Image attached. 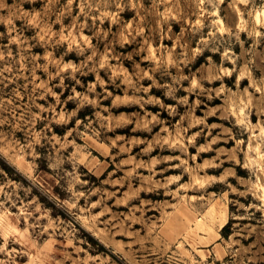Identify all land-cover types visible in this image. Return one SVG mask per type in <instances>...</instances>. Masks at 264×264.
<instances>
[{
    "label": "rangeland",
    "instance_id": "rangeland-1",
    "mask_svg": "<svg viewBox=\"0 0 264 264\" xmlns=\"http://www.w3.org/2000/svg\"><path fill=\"white\" fill-rule=\"evenodd\" d=\"M0 264H264V0H0Z\"/></svg>",
    "mask_w": 264,
    "mask_h": 264
},
{
    "label": "bare ground",
    "instance_id": "bare-ground-1",
    "mask_svg": "<svg viewBox=\"0 0 264 264\" xmlns=\"http://www.w3.org/2000/svg\"><path fill=\"white\" fill-rule=\"evenodd\" d=\"M222 221L220 222L221 224L226 222V214H224V216L221 217Z\"/></svg>",
    "mask_w": 264,
    "mask_h": 264
},
{
    "label": "trees",
    "instance_id": "trees-1",
    "mask_svg": "<svg viewBox=\"0 0 264 264\" xmlns=\"http://www.w3.org/2000/svg\"><path fill=\"white\" fill-rule=\"evenodd\" d=\"M224 231H225V229H224Z\"/></svg>",
    "mask_w": 264,
    "mask_h": 264
}]
</instances>
